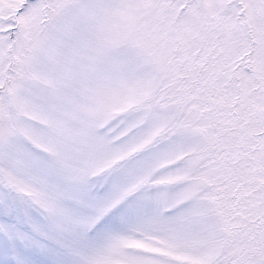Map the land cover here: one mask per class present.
<instances>
[{
    "label": "snow or ice",
    "instance_id": "1",
    "mask_svg": "<svg viewBox=\"0 0 264 264\" xmlns=\"http://www.w3.org/2000/svg\"><path fill=\"white\" fill-rule=\"evenodd\" d=\"M0 264H264V0H0Z\"/></svg>",
    "mask_w": 264,
    "mask_h": 264
}]
</instances>
